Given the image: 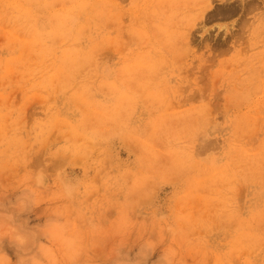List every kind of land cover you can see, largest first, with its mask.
<instances>
[{
    "label": "rangeland",
    "instance_id": "374dc122",
    "mask_svg": "<svg viewBox=\"0 0 264 264\" xmlns=\"http://www.w3.org/2000/svg\"><path fill=\"white\" fill-rule=\"evenodd\" d=\"M0 264H264V0H0Z\"/></svg>",
    "mask_w": 264,
    "mask_h": 264
}]
</instances>
